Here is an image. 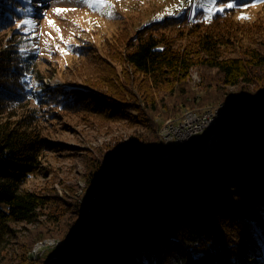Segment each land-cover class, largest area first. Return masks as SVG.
<instances>
[{"label": "trees", "instance_id": "16d2710c", "mask_svg": "<svg viewBox=\"0 0 264 264\" xmlns=\"http://www.w3.org/2000/svg\"><path fill=\"white\" fill-rule=\"evenodd\" d=\"M25 8L23 0H0V251L16 237L14 225L32 223L50 203L49 195L24 188L42 154L57 148L43 124L89 109L98 94L103 107L108 100L142 133L130 150L89 159L76 241L41 264H264V18L239 21L233 9L210 20L202 12L194 20L166 17L140 28L107 64H94L91 88H48L20 51L26 39L16 23ZM192 69L208 82L204 96L189 86ZM226 99L253 104L259 118L193 157L142 160L160 144L159 120ZM137 161L124 181L104 189Z\"/></svg>", "mask_w": 264, "mask_h": 264}, {"label": "rangeland", "instance_id": "374dc122", "mask_svg": "<svg viewBox=\"0 0 264 264\" xmlns=\"http://www.w3.org/2000/svg\"><path fill=\"white\" fill-rule=\"evenodd\" d=\"M44 1L23 0L26 8L16 23V29L22 25L18 30L23 32L26 42L20 51L32 57L33 69L42 77L38 83L48 88L64 83L91 88L88 81L94 77V64H107L111 54L116 53L128 38L134 37L140 28L166 17L187 16L189 20H194L196 13L202 12L210 20L225 9H233L234 18L239 21L251 22L258 16L264 18V0ZM227 4L233 7L228 8ZM57 8L65 11L58 15L55 11ZM10 34L11 30L7 29L5 38H10ZM102 58L105 62L101 61ZM199 73L196 69L191 70L189 86L196 95L204 96L208 82H201ZM93 88L97 93L98 90ZM98 98L99 95L95 94L89 109L83 107L76 113H64L43 124L46 140L56 142L57 148L42 154L40 171L28 179L24 188L49 195L50 203L39 211L32 223L13 226L17 229L16 237L1 249L0 264H28L30 257L35 262L39 261L36 264H41L43 257L52 250L59 247L69 249L76 241L77 236L67 245L76 233L74 228L80 220L76 206L79 204L81 208L82 198L87 194L86 163L90 158L97 159L99 156L106 160L130 150L135 144L134 137L139 136L135 132L142 133L140 123L133 122L134 119L124 112L115 113L116 108L108 100L103 107ZM225 101L234 102L232 99ZM217 105L188 107L176 118L159 120V123L176 122L186 110H196L202 114ZM240 127L244 126L238 124L236 130ZM158 135L160 138L161 130H158ZM220 136H215L212 143ZM201 152H206V149ZM89 199L87 214L91 212L89 202L92 204L94 197ZM56 258L53 257L54 260ZM45 264H48V260Z\"/></svg>", "mask_w": 264, "mask_h": 264}, {"label": "built area", "instance_id": "2783aa9c", "mask_svg": "<svg viewBox=\"0 0 264 264\" xmlns=\"http://www.w3.org/2000/svg\"><path fill=\"white\" fill-rule=\"evenodd\" d=\"M250 114L251 113L239 112L237 110V112L232 115H224L223 108H220V112H210L206 114L205 117L198 118V121L190 120L186 122L184 126H180L175 135L166 134L165 139H161V141H167V148H157V154L150 155V161H157L158 157L165 156V154L179 153L187 141L198 137L200 133L206 129V123H210V119H217L216 128H233L249 119L252 116V114ZM210 142L211 141H209V146Z\"/></svg>", "mask_w": 264, "mask_h": 264}, {"label": "water", "instance_id": "95a60500", "mask_svg": "<svg viewBox=\"0 0 264 264\" xmlns=\"http://www.w3.org/2000/svg\"><path fill=\"white\" fill-rule=\"evenodd\" d=\"M233 104L236 105V107H239V108H249L251 110V114H252V117L249 118V120L242 124L243 126H249L253 121L256 120V117H259V111L256 109V107L253 105V104H250V103H246V104H238L236 102H232ZM250 114V115H251ZM249 115V116H250ZM248 116V117H249ZM255 116V117H254ZM247 117V118H248ZM254 117V118H253ZM236 130V127H228V128H219L218 130L214 129V128H209V129H206L202 134H200L198 137L196 138H193L189 141H187L181 151L179 153H175V154H168V155H177V157H193L197 154H200L201 151L203 149H206L208 146H209V141H211L215 136L217 135H222L224 133H228V132H232ZM148 153V152H147ZM147 153L145 154V156L143 157V161L146 160L147 161ZM166 155V156H168ZM160 157H163V156H160ZM158 157V159L160 158ZM146 158V159H145ZM157 159V160H158ZM141 160V161H142ZM140 161H137V162H130L126 165H124V169L123 171L118 175V179L111 183V184H108L107 186L104 187V189H108V188H111V187H115L116 185H118L120 182L124 181L125 178L131 173V170L132 169H136L137 166H140ZM95 199V197H94ZM93 199V200H94ZM91 203L89 202V207H90ZM87 210V209H86ZM78 232H76L72 239L69 241V243L67 244L68 246L74 241V239L76 238ZM67 247H63L61 249V251H63L64 249H66ZM61 251L59 253H61Z\"/></svg>", "mask_w": 264, "mask_h": 264}, {"label": "bare ground", "instance_id": "6f19581e", "mask_svg": "<svg viewBox=\"0 0 264 264\" xmlns=\"http://www.w3.org/2000/svg\"><path fill=\"white\" fill-rule=\"evenodd\" d=\"M187 4H189V1H187ZM220 108H223V114L224 115H232L233 113L237 112V110L239 112L252 113L249 108L236 107V105L230 101H225V102H223V103H221V104H219L213 108H209L202 114H199L196 110H186L182 113V115H181L182 117L180 119H177L176 122L166 121V122L161 123V128H166V129H159V130H161V136L159 138L160 144L157 147H154L148 151L147 161L148 162H155V161H150V155L157 154V148H167V141H161V139H165L166 134L175 135L177 133V130L179 129V127L184 126L186 124V122H188L190 120L191 121H198V118H203L206 116L205 114H208L210 112H220ZM248 120L249 119L245 120L244 122H242V124L246 123ZM216 127H217V119H210V123H206V128H216ZM225 128H228V127H225ZM212 145H213V143L211 141L210 146H208L206 148V151H208Z\"/></svg>", "mask_w": 264, "mask_h": 264}, {"label": "snow or ice", "instance_id": "6c2138e0", "mask_svg": "<svg viewBox=\"0 0 264 264\" xmlns=\"http://www.w3.org/2000/svg\"><path fill=\"white\" fill-rule=\"evenodd\" d=\"M226 7L231 8V7H233V5H232V4H227ZM219 10L222 11L223 9H219ZM55 11H56V13L59 15V14H61L63 11H65V9L57 8ZM168 14L171 15V13H168ZM240 18H241V19H244L245 17H240ZM49 24L51 25L52 22L49 21Z\"/></svg>", "mask_w": 264, "mask_h": 264}]
</instances>
